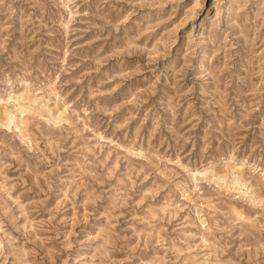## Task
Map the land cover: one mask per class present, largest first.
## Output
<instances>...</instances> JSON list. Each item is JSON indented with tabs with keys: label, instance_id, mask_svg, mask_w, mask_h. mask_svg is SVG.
Here are the masks:
<instances>
[{
	"label": "rangeland",
	"instance_id": "1",
	"mask_svg": "<svg viewBox=\"0 0 264 264\" xmlns=\"http://www.w3.org/2000/svg\"><path fill=\"white\" fill-rule=\"evenodd\" d=\"M0 264H264V0H0Z\"/></svg>",
	"mask_w": 264,
	"mask_h": 264
}]
</instances>
